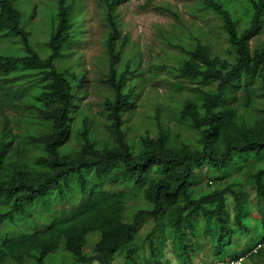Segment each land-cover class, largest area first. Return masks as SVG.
<instances>
[{
    "label": "trees",
    "instance_id": "obj_1",
    "mask_svg": "<svg viewBox=\"0 0 264 264\" xmlns=\"http://www.w3.org/2000/svg\"><path fill=\"white\" fill-rule=\"evenodd\" d=\"M200 1L220 21L231 50L214 57L197 42L179 60L181 78L204 87L178 109L180 122L198 134L197 148L170 146L160 126L141 139L136 153L124 130L134 96L126 85L130 72L117 76L115 68L120 0H100L113 28L107 43L111 97L104 102L112 139L101 144L89 120L71 126L84 72L57 67L79 42L72 30L75 2L61 0L44 57L25 28L22 0H0V37L12 42L9 51L0 48V108L24 107L6 116L0 130V264H114L145 220L156 227L165 222L177 236L181 264H196L210 243L216 244L206 253L213 264H264V45H251L264 22V0H244L242 22L230 0ZM70 134L77 135L75 147L67 144ZM204 166L212 191L193 198L190 183ZM129 200L139 204L126 221ZM56 203L70 208L55 212ZM236 238L249 251L235 252ZM148 239L155 255V241ZM127 261L142 264L134 250Z\"/></svg>",
    "mask_w": 264,
    "mask_h": 264
},
{
    "label": "rangeland",
    "instance_id": "obj_2",
    "mask_svg": "<svg viewBox=\"0 0 264 264\" xmlns=\"http://www.w3.org/2000/svg\"><path fill=\"white\" fill-rule=\"evenodd\" d=\"M73 1L72 30L79 42L69 46L57 67L84 72L83 81L76 91L71 126L82 128L85 121L89 120V127L95 131L101 144L112 139L104 117V102L111 97L109 77L112 60L107 43L113 28L106 19L100 0ZM230 2L241 22L247 18L241 13L246 9L244 0ZM21 7L25 13V28L31 32L32 43L46 57L53 15L61 7V0H22ZM117 10L121 34L115 40V68L117 76L125 71L130 72L126 75V85L134 91L132 106L124 113V130L128 142L138 153L141 150V139L155 136L162 126L169 137L170 146L175 148L182 143H189L192 149H196L198 134L180 122L178 109L188 99L196 101V89L204 87L181 78L179 60L185 56L184 50H192L197 42L208 46L214 57L226 58L231 48L220 21L214 13L201 8L200 0H120ZM251 45L253 48L264 45V22ZM11 46L10 38L0 37L2 50L9 51ZM28 83L29 80L24 82L26 85ZM19 108V112L10 106L3 110L0 108V130L6 116L18 115L24 109L23 106ZM258 116L263 117L262 112ZM75 135L70 134L66 140L71 147L76 145ZM208 174L206 166L195 169L190 183L193 198H201L212 191ZM138 204V200L128 201L126 221H131ZM233 206V198L228 196L226 210L229 223L233 222ZM54 207L55 212L70 208L59 203ZM33 225H40L38 218ZM164 225L165 222H162L156 227L154 222L145 220L130 246L115 255L114 264H129L128 252L133 250L142 264H181L183 249L180 248L177 236L171 234ZM30 229L33 230V227L24 228L25 231ZM150 236L158 249L155 255L148 239ZM203 241L200 239V242ZM234 241L237 248L235 252L249 251L244 240L236 238ZM93 246L94 242L87 250L91 252ZM215 246V243L205 246L196 264H213L211 256H206V253L212 255L209 251ZM228 263L237 264L216 260V264Z\"/></svg>",
    "mask_w": 264,
    "mask_h": 264
},
{
    "label": "clouds",
    "instance_id": "obj_3",
    "mask_svg": "<svg viewBox=\"0 0 264 264\" xmlns=\"http://www.w3.org/2000/svg\"><path fill=\"white\" fill-rule=\"evenodd\" d=\"M243 259H240V260H238V261H242ZM238 261H233V262H238ZM241 263V262H240ZM229 264V263H228Z\"/></svg>",
    "mask_w": 264,
    "mask_h": 264
},
{
    "label": "built area",
    "instance_id": "obj_4",
    "mask_svg": "<svg viewBox=\"0 0 264 264\" xmlns=\"http://www.w3.org/2000/svg\"><path fill=\"white\" fill-rule=\"evenodd\" d=\"M256 252V251H255ZM241 261H238L237 264H240Z\"/></svg>",
    "mask_w": 264,
    "mask_h": 264
}]
</instances>
